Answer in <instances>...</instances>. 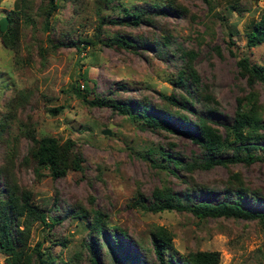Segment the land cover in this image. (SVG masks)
Wrapping results in <instances>:
<instances>
[{
    "label": "rangeland",
    "instance_id": "1",
    "mask_svg": "<svg viewBox=\"0 0 264 264\" xmlns=\"http://www.w3.org/2000/svg\"><path fill=\"white\" fill-rule=\"evenodd\" d=\"M166 1L169 0H56L58 7L49 25H45L40 6L46 0H31L33 21L22 25L19 50L15 52L5 47L0 39V120L8 111L9 116L13 115L7 117L9 137L19 133V122L30 115L37 136L50 134L61 140L70 137L81 144L84 157L82 170H69L63 177L45 175L37 180L30 167L18 169L20 180L31 185L33 199L49 208V216L59 219L50 229L36 221L30 243L41 241L43 247L50 246L69 264H90L83 244L90 235L83 227L84 220L74 216L72 211L92 206L98 207L110 223L126 232L121 248L128 260L125 264L145 259L144 254L152 257L147 248L151 246L150 230L156 225H164L172 231L177 254L190 249H216L220 253L219 264H264V225L258 219L224 216L199 219L190 211H151L136 202L141 198L148 204L153 199V188L164 185L181 201L215 202L224 197L223 189L200 193L190 183L221 185L230 170H238L249 185L264 194V160L228 166L215 164L195 168L192 172L177 169V176L153 166L145 153L149 146L163 145L167 151L174 149L181 153L182 160L202 159L203 150L187 135L154 129L109 106L89 105L70 88L77 79L81 91L87 89L88 97L95 93L117 97V93H121L127 97L144 96L153 102H161L160 92L171 93L174 90L172 72L181 63L175 54L159 56L142 45L132 50L100 41L95 46L79 42L80 38H93L95 34L108 37L117 29L122 34L147 32L148 24L136 27L107 21L99 30V18L107 13L116 15L119 5L114 7V4L117 3H158L168 9L162 4ZM177 1L188 7V16L174 17L173 12H168L161 20L169 24L183 46L197 52L193 63L201 82L209 84L218 100L222 115H216L217 119L230 120L236 107V95L249 89L246 76L238 72V57L248 55L252 62L264 65V42L253 46L246 43V32L259 18L264 0H210L211 7L204 0ZM16 4L17 0H0V21ZM229 31H232L231 43L228 42ZM58 41L64 43L57 47L52 45ZM214 45L219 46V52ZM253 85L264 118V83L258 80ZM12 97L16 100L13 109L7 106ZM19 97L23 104H19ZM60 105L62 108L57 113L48 110ZM199 107V102L193 105L196 112L206 115ZM189 116L193 118V112ZM174 120L176 125L193 130L190 123ZM219 124L225 131L223 124ZM29 144L30 140L24 135L16 141L10 140V151L15 146L18 149L16 161L22 158ZM89 194L93 195V200ZM243 200L246 205L264 209V202L249 195ZM62 238L67 241L66 245ZM103 247L102 259L106 257L109 261L110 253L106 245ZM0 264H6L1 252Z\"/></svg>",
    "mask_w": 264,
    "mask_h": 264
},
{
    "label": "trees",
    "instance_id": "2",
    "mask_svg": "<svg viewBox=\"0 0 264 264\" xmlns=\"http://www.w3.org/2000/svg\"><path fill=\"white\" fill-rule=\"evenodd\" d=\"M204 1L211 7L210 0ZM162 4L167 5L168 9L158 3L114 4V7L119 5L116 15L109 13L101 15L99 30L107 21L136 27L148 24V31L122 34L119 33L121 30L117 29L108 37L103 38L95 34L93 38L82 37L79 42L83 41L84 44L95 46L100 41L106 45L132 48V50L142 45L148 46L159 56L175 54L180 58L181 63L176 65L172 72L174 90L171 93L160 92L161 102H153L144 96H121V93L116 91L117 97L112 94L101 96L97 93L93 97H88L87 89L81 91L77 79L71 83L72 92L82 97V100L89 105L109 106L113 111L144 121L154 129L187 135L203 150L202 159L182 160L181 153L174 149L167 151L163 145L149 146V151L145 153V158L153 166L164 168L177 176H179L177 169L192 172L195 168H209L215 164L228 166L236 162L249 164L256 160H264V118L259 111L258 93L253 85L258 80L264 83V65L252 62L248 55L238 57V72L246 76L249 89L242 90L236 95V107L230 120L217 119L219 117L216 115H222L218 109V100L209 84L201 82L200 74L193 63L197 52L193 48L183 46L169 24L161 20V17L167 16L168 12H173L174 17L188 16L189 9L177 0H169ZM57 7L56 0H46L40 6L45 25H49V19ZM32 12L31 0H17L16 6L9 9L1 18L0 39L5 47L15 52L19 50L22 25H28L33 21ZM231 34L232 31H229V43L233 42ZM246 34L248 46L264 42V4L259 18ZM61 43L64 41L54 42L52 45L57 47ZM76 46L80 50L78 43ZM213 48L219 52L218 45H214ZM20 97L17 98L18 102L23 104ZM196 102L200 103L198 110L201 109L206 115L203 116L194 110L193 105ZM15 104V97H12L7 106L13 109ZM61 108L62 105L49 107L48 110L57 113ZM190 112H193V118L189 116ZM11 116L13 115L9 116L8 111L0 120V252L4 254L6 264H69L59 253L53 252L50 246L43 247L41 241L30 243L31 229L36 221L50 229L59 219L49 216V208L33 199L32 187L20 180L18 169L30 167L37 180L45 175L57 178L65 176L69 170H82L84 157L81 144L70 137L61 140L50 134L37 136L30 115L27 116V120L19 122L21 130L10 138L7 117ZM174 119L190 123L193 130L176 125ZM219 123L223 124L225 131L220 129ZM21 135L26 136L30 144L22 158L16 161L18 149L15 146L10 151L9 144L10 140L16 141ZM192 184L190 183L192 188L200 193L216 188L223 189L224 197L215 202L199 200L189 203L181 201L171 188L164 185L153 188V199L148 204L143 203L141 198H137L136 202L151 211L185 210L199 219L221 216L258 219L264 225V209L246 205L243 200L244 196L249 195L256 201L264 202V194L258 188L249 185L238 170H230L228 176L221 180V185ZM89 197L91 200L94 199L93 195L89 194ZM72 213L84 220L83 227L90 235L89 240L83 243L88 250L90 264H125L124 262L128 261L121 249L126 232L110 223L103 211L91 206L88 209L77 208ZM62 243L66 245L65 238H62ZM150 244L147 250L152 252V257L149 258L144 254L145 259L138 258L133 264H178L179 262L219 264L220 262V253L216 249H190L175 253L173 233L164 225H156L150 230ZM103 245H106V251L110 253L109 261H106V257L102 259V254L105 253Z\"/></svg>",
    "mask_w": 264,
    "mask_h": 264
},
{
    "label": "water",
    "instance_id": "3",
    "mask_svg": "<svg viewBox=\"0 0 264 264\" xmlns=\"http://www.w3.org/2000/svg\"><path fill=\"white\" fill-rule=\"evenodd\" d=\"M105 132H107V129H105Z\"/></svg>",
    "mask_w": 264,
    "mask_h": 264
}]
</instances>
